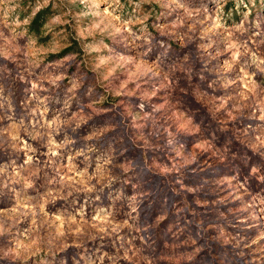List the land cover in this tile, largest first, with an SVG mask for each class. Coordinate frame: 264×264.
Listing matches in <instances>:
<instances>
[{"label":"rangeland","instance_id":"1","mask_svg":"<svg viewBox=\"0 0 264 264\" xmlns=\"http://www.w3.org/2000/svg\"><path fill=\"white\" fill-rule=\"evenodd\" d=\"M0 264H264V0H0Z\"/></svg>","mask_w":264,"mask_h":264}]
</instances>
